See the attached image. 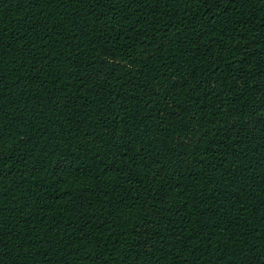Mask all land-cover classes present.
Segmentation results:
<instances>
[{
  "label": "trees",
  "instance_id": "trees-1",
  "mask_svg": "<svg viewBox=\"0 0 264 264\" xmlns=\"http://www.w3.org/2000/svg\"><path fill=\"white\" fill-rule=\"evenodd\" d=\"M0 264H264V0H0Z\"/></svg>",
  "mask_w": 264,
  "mask_h": 264
}]
</instances>
